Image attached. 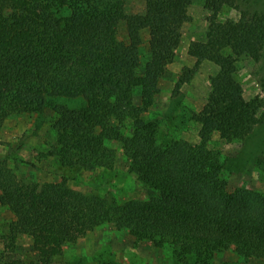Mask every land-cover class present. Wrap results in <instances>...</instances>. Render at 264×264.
<instances>
[{
  "label": "trees",
  "instance_id": "trees-1",
  "mask_svg": "<svg viewBox=\"0 0 264 264\" xmlns=\"http://www.w3.org/2000/svg\"><path fill=\"white\" fill-rule=\"evenodd\" d=\"M193 1L145 0L134 10L132 0H0V142L1 126L23 104L40 119L51 111L48 151L60 166L115 172L118 143L127 172L152 192L120 201L66 178L28 180L0 154V204L14 216L0 232V264H24L16 258L22 235L35 254L28 264H53L105 221L136 241L170 244L176 264H223L216 255L230 248L264 260V191L231 186L230 157L221 160L222 149L210 145L215 135L245 141L264 127V0H205V38L190 42L194 62L173 95L207 61L216 68L207 100L189 115L178 105L163 118L148 115ZM225 7L232 14L222 17ZM242 58L255 62L260 84L250 98L238 79ZM176 120L198 124V140L176 137ZM96 258L129 264L106 253Z\"/></svg>",
  "mask_w": 264,
  "mask_h": 264
},
{
  "label": "rangeland",
  "instance_id": "rangeland-1",
  "mask_svg": "<svg viewBox=\"0 0 264 264\" xmlns=\"http://www.w3.org/2000/svg\"><path fill=\"white\" fill-rule=\"evenodd\" d=\"M132 1L134 10L143 8L145 0ZM204 1L194 0L189 7L190 18L183 26L180 45L170 53L171 62L168 64L161 85L156 89L158 93L156 102L148 113L151 117L163 118L173 112L175 105L179 106L177 110L185 111L189 115L207 100L210 75L216 70L215 66L207 61L202 62L192 80L182 86L178 96L173 95L174 85L181 70L194 62L188 55L190 42L203 40L206 35L208 11L204 7ZM7 13L12 14V11L8 10ZM51 14L56 16L55 11ZM225 14H232L231 9L225 7L222 17ZM121 26L124 27V24L122 23ZM254 69V61L244 58L240 60L238 79L244 86L247 98L253 97L261 90ZM52 117L54 113L48 111L40 119L37 113L31 111L28 104H23L20 111L8 118L1 126L0 154L9 155L18 175L28 180L39 181H57L66 178L75 188L93 189L95 193L102 195L115 194L120 201L151 196L150 188L142 183L136 174L127 172L129 160L121 152L118 143H112L119 152L115 172L102 174V168L80 170L60 166L48 151L53 142ZM175 124L173 134L176 137H184L194 142L198 140V124L189 121L187 126L182 127L178 120ZM210 145L212 148L222 149L224 154L221 155V160L230 157L225 169L231 186L264 191V127L257 126L245 141L228 143L215 135ZM13 218V213L0 204L1 233H6L8 223ZM31 247V238L26 235L20 236L16 256L20 263L28 264L34 260L35 254ZM102 253L129 264H176L170 244L155 246L148 240L136 241L129 231L116 229L108 221L89 231L77 242L67 244L63 254L57 256L53 264H95L96 257ZM215 259L223 264H264V260L238 256L232 248L217 254Z\"/></svg>",
  "mask_w": 264,
  "mask_h": 264
}]
</instances>
